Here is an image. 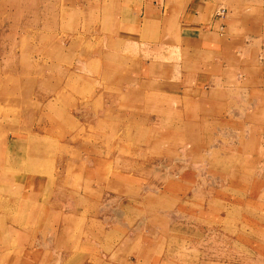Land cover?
I'll return each mask as SVG.
<instances>
[{"label": "rangeland", "instance_id": "374dc122", "mask_svg": "<svg viewBox=\"0 0 264 264\" xmlns=\"http://www.w3.org/2000/svg\"><path fill=\"white\" fill-rule=\"evenodd\" d=\"M263 27L264 0H0V264H264Z\"/></svg>", "mask_w": 264, "mask_h": 264}, {"label": "crops", "instance_id": "0c3cea01", "mask_svg": "<svg viewBox=\"0 0 264 264\" xmlns=\"http://www.w3.org/2000/svg\"><path fill=\"white\" fill-rule=\"evenodd\" d=\"M196 5H198L197 10H200L202 3L200 2ZM143 15L145 16V14ZM220 18H223V15ZM197 19L199 20V15L196 14V12H194L193 14L185 12L183 16H180L178 26V29L180 31V43L183 45L186 44V41L190 42V45L193 43V48L195 49L197 54H216L217 52L223 54L224 52L228 51L232 44V42L227 39L229 38L228 30L230 29V25H221V19H219V17L217 16V19H211L210 27L206 28L205 30H201L199 34L196 31L193 38L190 35L191 33L189 34L187 33V31L192 32V28H197ZM259 31H263L262 34L264 40V27ZM262 77L264 78V71Z\"/></svg>", "mask_w": 264, "mask_h": 264}, {"label": "bare ground", "instance_id": "6f19581e", "mask_svg": "<svg viewBox=\"0 0 264 264\" xmlns=\"http://www.w3.org/2000/svg\"><path fill=\"white\" fill-rule=\"evenodd\" d=\"M4 93H2V92H0V96H2ZM56 118V117H55ZM28 202V201H27ZM73 205V204H72ZM102 209V208H101ZM120 212V211H119ZM120 216V215H119ZM126 226V225H125ZM49 240V239H48ZM50 242V241H49ZM46 245V244H45ZM37 253H39V252H37ZM60 257V256H59ZM60 259V258H59ZM58 259V260H59ZM57 262V261H56ZM60 263V260L58 261V263L57 264H59Z\"/></svg>", "mask_w": 264, "mask_h": 264}, {"label": "built area", "instance_id": "2783aa9c", "mask_svg": "<svg viewBox=\"0 0 264 264\" xmlns=\"http://www.w3.org/2000/svg\"><path fill=\"white\" fill-rule=\"evenodd\" d=\"M224 12H225V10L223 9V10L219 13V15H223Z\"/></svg>", "mask_w": 264, "mask_h": 264}]
</instances>
